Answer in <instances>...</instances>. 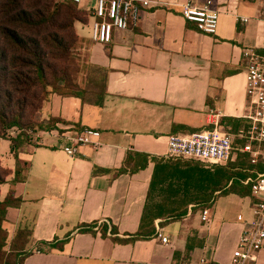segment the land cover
<instances>
[{"label": "crops", "instance_id": "1", "mask_svg": "<svg viewBox=\"0 0 264 264\" xmlns=\"http://www.w3.org/2000/svg\"><path fill=\"white\" fill-rule=\"evenodd\" d=\"M93 1L84 0L79 8L86 12ZM160 1V7L141 11L134 28L115 31L107 45L91 40L89 18L75 24L78 38L88 44V64L107 71L104 103L52 95L40 113L59 120L51 129L60 133L61 127L97 130V146H82L70 158L60 148L62 140L46 133L16 154L11 141L0 139V166L9 171L0 201L12 193L19 202L7 208L3 229L8 242L19 228L32 230L30 256L23 264H229L243 226L252 221L254 198L230 194L213 201L208 226L200 219L202 205L189 202L184 217L156 219L154 234L133 242H115L99 230L77 232L83 225L107 222L117 228L119 239L137 234L155 161L167 155L169 136L210 128L209 110L222 113V125L231 134L249 127L243 51L264 56V0H209L220 13L215 35L199 32L181 16L183 5L208 0ZM129 152L144 156L147 166L117 175ZM237 155L233 152L231 162ZM252 159L257 163L249 173L256 178L264 174V145ZM17 162L23 181L15 180ZM94 169L110 173L93 174ZM176 195L171 192L169 198ZM62 241L61 250L45 244ZM39 246L48 249L33 253ZM252 264H264V246Z\"/></svg>", "mask_w": 264, "mask_h": 264}, {"label": "trees", "instance_id": "2", "mask_svg": "<svg viewBox=\"0 0 264 264\" xmlns=\"http://www.w3.org/2000/svg\"><path fill=\"white\" fill-rule=\"evenodd\" d=\"M88 14L76 4L58 3L54 0H0V139L11 141V150L17 153L25 144L22 135L6 137V132L13 128H24L23 119L27 111L42 110L45 102L52 95L77 97L84 103L102 106L106 95L107 71L90 65L92 74L86 78V88L75 84L69 74L67 63L78 43L75 24H86ZM264 53V52H262ZM52 125L59 120L51 119ZM237 142L235 145H237ZM242 141L237 146H242ZM169 159L155 161L151 179L149 200L143 210L139 231L127 239L117 238L118 230L107 222L83 225L78 233L95 234L96 229L102 237L112 236L118 243L133 242L154 234L153 224L156 219H181L186 215L189 202L201 204V209L212 206L219 196L235 194L241 197L251 196L249 186L243 181L254 178L253 170L257 160L251 155L238 154L235 162L210 169L195 162H182L174 167ZM147 159L137 153H127L126 160L116 174L135 173L147 166ZM254 166V167H253ZM22 169L17 162L15 180L21 177ZM110 173L94 169L93 174ZM9 171L0 167V185L5 182ZM181 195L186 199L182 211L177 207L167 208L154 201L153 195L165 193ZM176 195V196H177ZM196 196V197H195ZM19 203L12 193L0 201V264H23L30 256L26 247L32 238V230L19 228L8 242L7 232L3 229L7 208ZM165 221V222H166ZM9 244V254L13 261L3 260V249ZM62 249L64 241L52 245ZM191 248L187 249L190 252Z\"/></svg>", "mask_w": 264, "mask_h": 264}, {"label": "built area", "instance_id": "3", "mask_svg": "<svg viewBox=\"0 0 264 264\" xmlns=\"http://www.w3.org/2000/svg\"><path fill=\"white\" fill-rule=\"evenodd\" d=\"M58 3H72L78 7L84 0H55ZM162 5L160 0H94L93 4L85 6L88 18L91 20L90 37L94 43L107 45L111 43L115 31H125L134 28L143 10L157 8ZM264 7V6H263ZM219 10L212 1H206L201 6L187 3L181 8V16L196 25L199 32L215 35ZM247 21V20H243ZM246 72V95L248 104L249 127L241 129L237 134H231L222 125V113L209 110L208 125L210 128L190 134H172L168 138V151L165 159L195 162L210 169L215 166H225L232 160L233 152L247 153L256 158L264 145V56L253 49L243 51ZM50 129L40 132L53 135L62 140L61 150L70 158L79 152L82 146L99 144L100 132L93 129L75 130L72 127ZM236 140L244 141L242 146H236ZM244 186L251 189L254 203L252 206V221L243 226L238 243L232 253L229 264H252L257 261V252L264 246V174L256 178H247ZM201 222L208 226L210 210H201ZM238 220L242 218L239 216ZM97 231V229H96ZM163 245L169 240L160 233L157 234ZM39 246L33 253L47 250ZM199 264H211L201 260Z\"/></svg>", "mask_w": 264, "mask_h": 264}, {"label": "rangeland", "instance_id": "4", "mask_svg": "<svg viewBox=\"0 0 264 264\" xmlns=\"http://www.w3.org/2000/svg\"><path fill=\"white\" fill-rule=\"evenodd\" d=\"M54 2L56 1L54 0ZM87 47L88 44H84V42H81V40L78 39V43L76 44V47L73 49L70 55L71 58L67 63V67L69 69V74L71 79L74 81L75 84H78V86H80L81 88H86V84H85L86 78L92 74V70L89 68L90 65L87 62ZM40 112L41 110L36 112L35 111L25 112L23 117L25 124L27 123H32V124L21 129L13 128L5 133L6 137H12V136L16 137L17 135L20 134L23 136L24 140H27L28 145L29 144L36 145L38 134L43 131H48L53 127L52 120L51 119L47 120L46 118H43ZM237 145H235V148ZM237 153L239 154V152ZM170 162L182 163L186 161L171 160ZM169 196L170 194L168 195L167 192L162 196H159L158 193H155L153 195V198L155 202L161 203L167 208L177 207L178 211H182L186 203V199L188 198H184L181 195H179L178 197H176V199H170ZM1 257L3 260L13 261V257H10L9 254V244H6V246L4 247Z\"/></svg>", "mask_w": 264, "mask_h": 264}]
</instances>
